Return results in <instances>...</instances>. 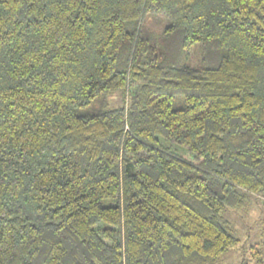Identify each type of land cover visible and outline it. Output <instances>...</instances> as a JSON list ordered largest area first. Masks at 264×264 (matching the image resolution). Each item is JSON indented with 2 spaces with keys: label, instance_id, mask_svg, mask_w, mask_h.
I'll return each mask as SVG.
<instances>
[{
  "label": "trees",
  "instance_id": "obj_1",
  "mask_svg": "<svg viewBox=\"0 0 264 264\" xmlns=\"http://www.w3.org/2000/svg\"><path fill=\"white\" fill-rule=\"evenodd\" d=\"M252 195L264 0H0V264H219Z\"/></svg>",
  "mask_w": 264,
  "mask_h": 264
},
{
  "label": "rangeland",
  "instance_id": "obj_2",
  "mask_svg": "<svg viewBox=\"0 0 264 264\" xmlns=\"http://www.w3.org/2000/svg\"><path fill=\"white\" fill-rule=\"evenodd\" d=\"M122 93L112 99L114 105H120ZM225 218L230 222L239 242L230 248L219 264H256V254L260 252L264 264V199L252 195L245 207L227 212ZM258 248V249H256Z\"/></svg>",
  "mask_w": 264,
  "mask_h": 264
}]
</instances>
